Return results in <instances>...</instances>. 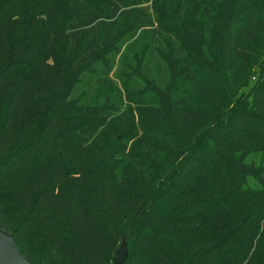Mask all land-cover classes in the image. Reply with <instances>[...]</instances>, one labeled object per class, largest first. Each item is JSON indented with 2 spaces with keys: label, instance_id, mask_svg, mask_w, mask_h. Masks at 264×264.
Listing matches in <instances>:
<instances>
[{
  "label": "trees",
  "instance_id": "trees-1",
  "mask_svg": "<svg viewBox=\"0 0 264 264\" xmlns=\"http://www.w3.org/2000/svg\"><path fill=\"white\" fill-rule=\"evenodd\" d=\"M0 224L36 264H264V0H0Z\"/></svg>",
  "mask_w": 264,
  "mask_h": 264
},
{
  "label": "water",
  "instance_id": "water-1",
  "mask_svg": "<svg viewBox=\"0 0 264 264\" xmlns=\"http://www.w3.org/2000/svg\"><path fill=\"white\" fill-rule=\"evenodd\" d=\"M127 249L124 240L117 248L112 264H124ZM0 264H36L25 256L16 245L13 233L6 231L0 224Z\"/></svg>",
  "mask_w": 264,
  "mask_h": 264
},
{
  "label": "rangeland",
  "instance_id": "rangeland-1",
  "mask_svg": "<svg viewBox=\"0 0 264 264\" xmlns=\"http://www.w3.org/2000/svg\"><path fill=\"white\" fill-rule=\"evenodd\" d=\"M115 84H116V82H115ZM98 99H100V98H98Z\"/></svg>",
  "mask_w": 264,
  "mask_h": 264
}]
</instances>
